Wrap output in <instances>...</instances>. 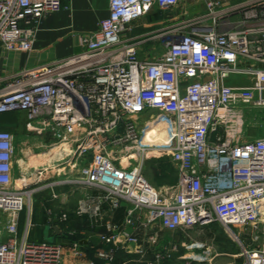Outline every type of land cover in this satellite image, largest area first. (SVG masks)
Returning a JSON list of instances; mask_svg holds the SVG:
<instances>
[{
  "label": "built area",
  "instance_id": "built-area-1",
  "mask_svg": "<svg viewBox=\"0 0 264 264\" xmlns=\"http://www.w3.org/2000/svg\"><path fill=\"white\" fill-rule=\"evenodd\" d=\"M67 1L0 0V45L31 51L43 20ZM186 2L203 12L161 34L162 53L141 57L145 40L129 37L127 27L155 6ZM109 13L80 38L79 53L24 69L0 89V116L24 113L28 132L50 133L66 151L16 177V137L0 128V264H67L63 244L19 235L27 201L58 187L82 192L77 215L106 228L99 238L113 248L99 257L109 264L119 250L164 264L178 252L164 234L214 224L238 242L241 264H264V137L243 132L245 110H264V0H110ZM154 152L170 156L176 186L156 188L146 176ZM120 209L122 224L106 221ZM58 219L76 236L67 213ZM249 229L251 246L241 240ZM70 250L84 255L79 240Z\"/></svg>",
  "mask_w": 264,
  "mask_h": 264
},
{
  "label": "crops",
  "instance_id": "crops-1",
  "mask_svg": "<svg viewBox=\"0 0 264 264\" xmlns=\"http://www.w3.org/2000/svg\"><path fill=\"white\" fill-rule=\"evenodd\" d=\"M241 1L243 0H225V4L234 5ZM64 5L65 8L62 11L43 20L36 34L31 51H7L0 45V89L4 87L5 83L11 77L24 69L36 68L54 61L69 58L79 53L81 51L79 45L80 38L83 35L96 32L100 22L108 18L110 14V0H71L65 2ZM199 6H201L199 3L192 6L195 12L197 10L196 14L203 12V10L200 12ZM165 29L167 27H162L159 31ZM133 35H135L134 32H131L128 36H138ZM147 42L145 40L144 44ZM22 115L26 117L24 113L1 115L0 128L11 133L13 132L16 136H18L17 132L24 131L27 133L28 123L21 125L15 124L14 126L8 123H2L6 122L8 116L16 118ZM17 150L15 164L16 175H19L22 170L26 169L27 162L34 153H36V158L39 157L36 161L39 168L56 163L66 154L65 149L60 145H56L51 138L50 146L46 147L41 144L32 145L29 141L22 140ZM53 192L59 194V199L55 200L52 198ZM34 196L36 199L30 207L29 213L26 215L22 213L20 215L19 235L21 237L28 232V239L30 241L41 242L50 239L53 242L63 244L66 249L65 261L67 264H90L92 262L95 264H109L106 259L99 257V252H109L113 248L112 245L103 243L99 238V234L106 231V228H92L88 216H79L76 213L82 192L78 191L73 193L69 187H58L54 190L45 189ZM50 209L53 211V216H50ZM62 212L69 215L70 226L77 232L74 239L66 236L62 229V224L58 219ZM115 213L106 215V221L115 223ZM4 221L5 217L3 216L2 222ZM2 225L0 224V230ZM74 240H79L82 246L84 255L80 258H74L71 254V243ZM149 259L150 255L141 257L119 250L116 252L112 264H116V261H119V264H147ZM238 259V264H241V259ZM175 260L177 259L169 260L164 264H183ZM193 262L195 261H191L190 264H209ZM234 262L228 254L220 252L213 257L210 264H233Z\"/></svg>",
  "mask_w": 264,
  "mask_h": 264
},
{
  "label": "rangeland",
  "instance_id": "rangeland-1",
  "mask_svg": "<svg viewBox=\"0 0 264 264\" xmlns=\"http://www.w3.org/2000/svg\"><path fill=\"white\" fill-rule=\"evenodd\" d=\"M193 5L194 4L191 2H186L179 7L167 10L155 6L144 18L129 25L127 27L126 34L129 35L131 32H134L135 35L133 36H142L141 40L148 41L147 43L143 44L144 46L142 47L141 57L149 56L152 53H162L164 51V47L162 46L163 41L160 38V35L177 24L197 15V10L195 12V10L192 8ZM199 7L201 12L203 7ZM162 27H167V29L159 31ZM150 116L151 115H148L147 117ZM244 122L245 125L243 132L245 139L264 137V110L246 109L244 113ZM2 123H8L11 126H14L15 124L21 125L27 124L28 122L27 118L22 115L16 118L13 116H8L6 122ZM17 134L18 136L14 134L16 136V149H18V146L22 143V140H27L32 145L41 144L44 147L50 146V138L53 140L50 133L46 132L26 133L22 131L17 132ZM38 158H36V153L31 155L29 161L27 162V167L25 169L26 172H31L36 168H39L37 166L38 164H36ZM145 163V174L156 188L168 189L176 186L178 182L177 168L168 154L154 152L149 156V158H147ZM15 176L17 177L18 174H15ZM35 199V196H33L32 204L34 203ZM30 207L31 205H29V202L27 201V206L25 207L24 211H22V213H25V215L28 214ZM22 213L20 215H22ZM3 216L4 215L2 212H0V224L3 221ZM260 227H263V224L262 226L260 224ZM251 230L249 229V231L241 237V240L249 246H251V241L249 240ZM234 231L238 232L237 229H234ZM74 237L75 236H70L69 238L74 239ZM163 237L165 242L164 244L167 245L166 247H171V245L174 246L175 244L178 246V252L171 260L177 259L175 261L180 263H184L185 261L191 262L195 260L197 262V259L202 258L203 256L205 257V255L207 256V252L211 253L210 258L214 257L220 252H223L228 254L230 259L235 261L234 263L238 264L239 259H235V257L241 251L240 245L235 240V238L228 234L219 224H214L204 229L195 227L186 232L164 234ZM47 241L51 240L48 239ZM261 244L262 239L255 243V246H260ZM205 263L210 264L211 261Z\"/></svg>",
  "mask_w": 264,
  "mask_h": 264
},
{
  "label": "trees",
  "instance_id": "trees-1",
  "mask_svg": "<svg viewBox=\"0 0 264 264\" xmlns=\"http://www.w3.org/2000/svg\"><path fill=\"white\" fill-rule=\"evenodd\" d=\"M126 212L125 209H120L118 211H116L115 215H114V222L116 224H122L124 218H125ZM195 263V262H193ZM116 264H119V261H116Z\"/></svg>",
  "mask_w": 264,
  "mask_h": 264
},
{
  "label": "bare ground",
  "instance_id": "bare-ground-1",
  "mask_svg": "<svg viewBox=\"0 0 264 264\" xmlns=\"http://www.w3.org/2000/svg\"><path fill=\"white\" fill-rule=\"evenodd\" d=\"M158 131V130H157ZM156 129H152V132L150 133V135H152V137H157V136H159V137H162V140L164 141H166V136L165 135H163V133H161V132H158V134H156Z\"/></svg>",
  "mask_w": 264,
  "mask_h": 264
}]
</instances>
